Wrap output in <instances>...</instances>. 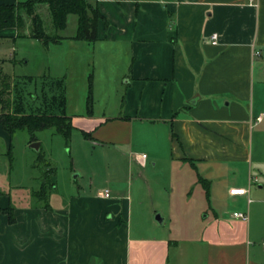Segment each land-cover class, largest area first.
I'll return each mask as SVG.
<instances>
[{
    "label": "crops",
    "instance_id": "obj_1",
    "mask_svg": "<svg viewBox=\"0 0 264 264\" xmlns=\"http://www.w3.org/2000/svg\"><path fill=\"white\" fill-rule=\"evenodd\" d=\"M83 1L104 19L96 40L63 35L68 15L59 42L41 45L44 74L63 83V114L93 143L126 148L135 166L150 170L148 190L167 215H183L194 232L131 233L124 200L117 207L82 192L56 208L12 205V223L0 214V264H264V227L222 210L224 198L245 197L249 212L257 182L247 143L262 121L254 101L264 93V0ZM16 36L0 29V50ZM9 137L0 127L3 150Z\"/></svg>",
    "mask_w": 264,
    "mask_h": 264
},
{
    "label": "rangeland",
    "instance_id": "obj_2",
    "mask_svg": "<svg viewBox=\"0 0 264 264\" xmlns=\"http://www.w3.org/2000/svg\"><path fill=\"white\" fill-rule=\"evenodd\" d=\"M35 7L34 11L41 19L44 32L51 35L47 7L45 4H41L36 10ZM22 18L23 25L18 30L17 36L2 42L0 74L23 82L18 84V88L22 94L29 93L28 97H30L33 93L39 94L41 76L45 72L44 58L41 44L30 36L32 26L29 19L26 16ZM74 21L75 17L70 15L65 30L61 32L63 35L73 33ZM9 58L13 59L15 64L5 62ZM254 88L257 89L259 86L256 85ZM39 104L40 97L36 100L32 99L27 104L29 107L26 110L35 111ZM254 104L261 110L262 121L250 126L247 143L250 175L257 178V182L251 185L255 190L248 196L251 202L250 209L249 212L246 211V198L241 197L234 201L224 198L222 210L225 214H230L233 210L246 213L250 227L262 229L264 227V93L256 98ZM32 138L33 142L38 143L37 151L29 148L32 142L29 143L30 136L24 130L10 135L5 150L0 145V196H4L0 202H4V207L7 204V197L11 207L18 203L28 207L48 204L56 208L65 204L71 195L85 193L94 197L97 192L109 190L110 198L104 200L112 201L117 207L121 200H124L127 207L129 205L130 215L127 224L130 232L134 228L143 227L145 230L151 226L159 232L165 234L169 232L172 238L190 236L194 232L191 229L193 224L189 219L176 212L167 215L161 199L150 194L148 190L151 187L150 170L135 166L128 159L126 148L93 143L82 138L80 133L74 130L67 140L52 128L37 131ZM245 165L242 167L244 168ZM258 185L262 188L258 189ZM128 198H130L129 203ZM152 203L156 206L155 209ZM0 214L7 218L5 213L0 212ZM156 216L164 219L163 224L155 221ZM168 216L171 218L170 223L167 222ZM257 236L264 240V235ZM258 244L260 245L259 241Z\"/></svg>",
    "mask_w": 264,
    "mask_h": 264
},
{
    "label": "trees",
    "instance_id": "obj_3",
    "mask_svg": "<svg viewBox=\"0 0 264 264\" xmlns=\"http://www.w3.org/2000/svg\"><path fill=\"white\" fill-rule=\"evenodd\" d=\"M116 2L124 0H113ZM134 1V0H129ZM38 4H45L50 16V26L53 34H46L42 28L40 17L35 13L34 7ZM68 15L75 16V29L72 40L85 41L88 43L96 40V27L98 22L104 19L100 15L95 4L87 3L83 0H26L16 4L0 5V29L14 28L16 32L23 25L22 16H26L32 26L31 37L37 40L42 46L56 44L61 37L56 35L58 31L65 28ZM14 60L12 59L11 63ZM23 81V79H22ZM30 78L28 79V82ZM18 79H11L9 76L0 74V127L8 135L16 131L24 130L33 142V134L37 131L52 128L65 140L69 138L72 127L70 119L63 114L64 91L62 80L51 79L46 73L41 76L39 94L20 92ZM21 86V85H20ZM40 97V104L37 110L28 111L32 99ZM28 99V100H27ZM90 84L86 96V109L90 108ZM25 106V107H24ZM82 138L88 140L89 135L80 132ZM45 207L47 204L44 205ZM13 208L8 205L0 210L7 215V221H14Z\"/></svg>",
    "mask_w": 264,
    "mask_h": 264
},
{
    "label": "built area",
    "instance_id": "obj_4",
    "mask_svg": "<svg viewBox=\"0 0 264 264\" xmlns=\"http://www.w3.org/2000/svg\"><path fill=\"white\" fill-rule=\"evenodd\" d=\"M211 44L215 45L216 44V35L212 34L209 37ZM261 120V115L256 116L253 121L255 123L259 122ZM141 159H144V155H140ZM229 195H246L247 194V190L246 189H231L228 191ZM97 197L101 198V199H109V193L107 190H104L102 192H97L96 193ZM248 202V200H247ZM233 218L235 219H240L242 221H245L247 219V215L246 213H241V212H233L231 215Z\"/></svg>",
    "mask_w": 264,
    "mask_h": 264
},
{
    "label": "water",
    "instance_id": "obj_5",
    "mask_svg": "<svg viewBox=\"0 0 264 264\" xmlns=\"http://www.w3.org/2000/svg\"><path fill=\"white\" fill-rule=\"evenodd\" d=\"M29 148L32 149V150L37 151V150H38V143H37V142H32V143H30V144H29ZM155 221H156L157 223H160V222H161V219H160L158 216H156V217H155Z\"/></svg>",
    "mask_w": 264,
    "mask_h": 264
}]
</instances>
